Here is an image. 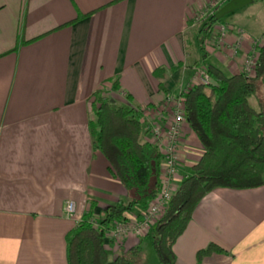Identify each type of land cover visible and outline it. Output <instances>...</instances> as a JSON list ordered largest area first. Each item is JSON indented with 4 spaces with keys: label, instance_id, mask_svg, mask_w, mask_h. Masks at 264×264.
<instances>
[{
    "label": "crops",
    "instance_id": "obj_1",
    "mask_svg": "<svg viewBox=\"0 0 264 264\" xmlns=\"http://www.w3.org/2000/svg\"><path fill=\"white\" fill-rule=\"evenodd\" d=\"M208 1L0 0V264H67L66 232L88 210L98 218L125 194L92 144L93 92L141 109L142 138L153 141L147 125L168 124L172 101L200 66L196 34L205 18L194 17ZM226 1L217 0L213 13ZM251 8H262L255 28L240 21ZM225 13V46L241 31L235 52L226 47L223 56L211 31L203 51L231 74L241 71L250 40L264 34V0ZM161 66L163 89L152 74ZM200 153L184 121L172 190ZM66 200L74 202L72 216L64 214ZM136 235L111 242L109 255L136 245ZM209 242L225 251L199 264H264V183L205 193L172 245L173 264H196V251Z\"/></svg>",
    "mask_w": 264,
    "mask_h": 264
},
{
    "label": "trees",
    "instance_id": "obj_2",
    "mask_svg": "<svg viewBox=\"0 0 264 264\" xmlns=\"http://www.w3.org/2000/svg\"><path fill=\"white\" fill-rule=\"evenodd\" d=\"M215 21L212 12L198 26L196 34L202 57L199 63L207 71L210 82L196 83L182 94L184 119L194 132L201 153L190 166V173L171 189L162 213L150 225L151 245L159 264H173L172 245L205 193L215 187L248 188L264 183V36L256 47L252 73L226 74L204 58V40ZM152 74L163 89L165 68L155 67ZM256 80L262 86L258 108L248 99L255 92ZM91 112L88 125L93 147L104 156L108 172L125 194L104 206L100 216L95 217L96 224L89 220L88 210L66 232V261L67 264H132V258L124 252L109 255L110 243L121 238H107L106 232L114 223L140 215L147 202L157 196L161 187V150L154 141L142 138L145 126L141 109L126 100L119 101L97 89L93 92ZM177 165L178 157L176 171ZM139 248V244L130 246L127 253ZM223 251L209 242L196 251V264L205 254Z\"/></svg>",
    "mask_w": 264,
    "mask_h": 264
},
{
    "label": "built area",
    "instance_id": "obj_3",
    "mask_svg": "<svg viewBox=\"0 0 264 264\" xmlns=\"http://www.w3.org/2000/svg\"><path fill=\"white\" fill-rule=\"evenodd\" d=\"M217 0H209L203 7H201L195 14L196 20H201L207 15L213 12V7L216 5ZM227 27L223 23H214L211 26V32L215 34L213 45L215 48L222 50L223 56H229V51L235 52V47L240 42L241 31L238 30V38L234 41L233 45H226L223 43L224 35L227 31ZM259 40H250V46L242 56L241 71L245 74H249L253 71L256 65V47ZM228 47V50H226ZM210 78L203 66H195L193 74L189 81V86L196 83H209ZM121 95H124L123 90H118ZM170 99V96L166 97V100ZM163 105L157 107L160 109ZM172 118L164 127L156 123H150L147 125V131L150 134L153 141L159 145L161 150V187L156 197L150 199L147 205L141 210L140 215L132 217L124 222L114 223L110 229L106 232V237L122 238L125 234L133 232L136 234H144L150 225L160 216L164 209L165 202L168 200L171 188L170 182L173 174L176 171L177 164V147L179 144V138L181 135L182 124L185 121L183 114L182 96L174 98L171 104ZM63 211L66 216H72L74 211L73 200H66L63 206ZM89 220L92 224H96L97 219L90 217ZM78 221V220H77ZM76 221V222H77Z\"/></svg>",
    "mask_w": 264,
    "mask_h": 264
},
{
    "label": "rangeland",
    "instance_id": "obj_4",
    "mask_svg": "<svg viewBox=\"0 0 264 264\" xmlns=\"http://www.w3.org/2000/svg\"><path fill=\"white\" fill-rule=\"evenodd\" d=\"M214 9V8H213ZM262 8H259L257 11L256 9H248L246 11H244L242 14H240V21H242L244 24H246L249 28H255L257 25V15L259 14L260 10ZM219 20H217L218 22L224 23L226 21H230L228 15L222 14L221 16H219L218 18ZM259 23V22H258ZM259 36V42L261 41V39L263 38L264 34H258ZM205 44H207L205 42ZM252 73V72H251ZM249 73V74H251ZM228 74V73H226ZM256 87H255V92L249 96V102L251 103V105H253L255 108H258L257 102L258 100L261 98L262 95V86H261V82L260 80H256L255 81ZM123 96V95H122ZM119 101H123L120 100V98L118 99ZM182 163H180L179 165H181ZM189 172H190V168H189ZM138 207V206H136ZM149 230H147V232H145L144 234H137L136 235V240H137V244L140 245V248L138 251L136 252H129L127 253V249L124 251V253L127 254V256H130L132 258V264H159L157 261V257L153 251L152 245H151V230L152 228H148ZM108 248L110 249V247L108 246Z\"/></svg>",
    "mask_w": 264,
    "mask_h": 264
},
{
    "label": "water",
    "instance_id": "obj_5",
    "mask_svg": "<svg viewBox=\"0 0 264 264\" xmlns=\"http://www.w3.org/2000/svg\"><path fill=\"white\" fill-rule=\"evenodd\" d=\"M245 0H227L215 12V18H219L224 12L241 5Z\"/></svg>",
    "mask_w": 264,
    "mask_h": 264
}]
</instances>
